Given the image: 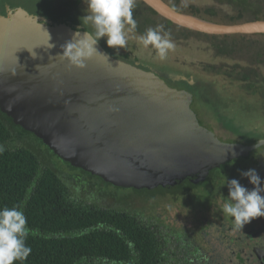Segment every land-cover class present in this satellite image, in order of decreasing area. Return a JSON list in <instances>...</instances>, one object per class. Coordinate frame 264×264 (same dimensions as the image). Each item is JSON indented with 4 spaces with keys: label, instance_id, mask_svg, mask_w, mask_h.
Segmentation results:
<instances>
[{
    "label": "water",
    "instance_id": "obj_1",
    "mask_svg": "<svg viewBox=\"0 0 264 264\" xmlns=\"http://www.w3.org/2000/svg\"><path fill=\"white\" fill-rule=\"evenodd\" d=\"M141 1L204 35L264 33V19L193 24L157 0ZM75 32L41 19L0 17V114L70 167L113 187L152 191L204 182L264 147V139L247 143L216 129L191 91L113 57L99 42L102 55L84 69L69 66L59 54ZM251 260L264 264V249Z\"/></svg>",
    "mask_w": 264,
    "mask_h": 264
},
{
    "label": "rangeland",
    "instance_id": "obj_2",
    "mask_svg": "<svg viewBox=\"0 0 264 264\" xmlns=\"http://www.w3.org/2000/svg\"><path fill=\"white\" fill-rule=\"evenodd\" d=\"M51 1L0 0V17L12 14L17 18L54 22L77 32L94 31L85 19L87 8L84 0L77 6V19L67 16L58 18L50 11ZM158 1L171 9L169 4L173 0ZM210 3V0H180L178 8L182 5L204 6ZM135 4L140 3L135 1ZM134 11H138L136 6L133 17ZM142 11L145 17L143 20L146 21L145 28L162 26L164 30L160 16L151 15L145 8ZM172 11L183 18L198 21L186 14ZM136 19L141 25L140 20ZM199 23L206 22L199 20ZM215 23L232 25L218 20ZM138 36L136 32L129 33L126 47L119 49L109 48L106 38L102 37L98 42L113 57L155 72L169 83L191 91L200 113L216 129L231 138L247 143L264 139V115L260 98L243 93L238 83L230 82L221 74L204 72L203 64L219 62L212 57V52L205 43L195 38L184 40L181 36L171 40L175 47L161 60L154 48H145L139 43ZM8 129L10 137L0 143V148L22 147L32 151L39 160L40 171L44 168L54 171L66 185L72 200L131 214L139 223L149 227L155 234L158 245V264H242L244 261L245 249L238 246V229L234 226L233 219L223 212L228 197L226 178L229 180L230 176L227 175L234 173V165L199 185L184 184L173 189L157 188L152 191L123 189L66 165L30 135L10 126ZM258 163L261 167L259 176L264 181V147L258 152ZM239 176L235 179L243 183L242 186L249 190L254 187ZM246 183L249 186L244 185ZM245 230L260 232L264 237V217H257L245 224L242 231Z\"/></svg>",
    "mask_w": 264,
    "mask_h": 264
},
{
    "label": "trees",
    "instance_id": "obj_3",
    "mask_svg": "<svg viewBox=\"0 0 264 264\" xmlns=\"http://www.w3.org/2000/svg\"><path fill=\"white\" fill-rule=\"evenodd\" d=\"M135 1L140 4H135L138 11H134L133 18L136 23L138 18L141 25L137 23L134 32L142 35L149 29L144 27L146 21L143 20L145 17L142 9L145 8L153 16L158 15L141 0ZM210 1V4L204 6L182 5L178 8L180 0H173L169 7L175 12L210 24H216V20L233 24L264 19V0ZM51 2L50 11L58 18H78L77 6L81 0ZM161 19L164 23L161 33H168L171 40L182 36L184 40L195 38L205 43L212 52V57L219 62L205 63L202 70L210 74H221L230 82L238 83L243 93L257 95L264 115V33L208 36L179 28ZM41 21L48 25H57L43 19ZM9 126L23 132L6 123V118L0 114V143L10 137ZM261 149L256 151L253 158H241L211 171L205 181H210L230 165H234L235 169L234 173L227 175L230 176L229 180L249 169H255L259 174L261 167L258 163V152ZM245 180L248 181L247 178ZM184 184L194 186L201 182L185 180L177 186ZM248 184L250 185L249 181ZM248 184L244 185L249 186ZM4 206H18L27 218V227L33 230L26 240L32 249L31 254L26 260L17 261L16 264L159 262L157 241L149 227L139 223L131 214L72 200L66 185L54 171L48 168L40 171L39 160L29 149L20 147L0 151V207Z\"/></svg>",
    "mask_w": 264,
    "mask_h": 264
},
{
    "label": "clouds",
    "instance_id": "obj_4",
    "mask_svg": "<svg viewBox=\"0 0 264 264\" xmlns=\"http://www.w3.org/2000/svg\"><path fill=\"white\" fill-rule=\"evenodd\" d=\"M84 3L87 8L85 19L94 31L83 35L75 32L74 39L61 45L62 52L59 54L69 66L79 69H84L85 62L94 56L102 55L95 47L102 37L106 38L109 48H125L129 33L137 27L133 18L135 0H84ZM161 29L162 26L149 28L137 39L143 47L154 48L157 56L163 60L175 45L168 33L161 34ZM49 46L51 48L53 45ZM241 176L254 187L249 190L237 179L226 178L228 197L223 207V212L233 219L234 226L240 231L252 219L264 217V181L255 169L243 171ZM32 231L27 227V218L18 206L0 207V264H16L27 259L32 249L26 240Z\"/></svg>",
    "mask_w": 264,
    "mask_h": 264
},
{
    "label": "flooded vegetation",
    "instance_id": "obj_5",
    "mask_svg": "<svg viewBox=\"0 0 264 264\" xmlns=\"http://www.w3.org/2000/svg\"><path fill=\"white\" fill-rule=\"evenodd\" d=\"M236 233L240 237L238 246L245 249V258L242 264H253L251 260L253 252L257 249H264V237L260 232H256L253 230L242 231L241 229V231L237 230Z\"/></svg>",
    "mask_w": 264,
    "mask_h": 264
},
{
    "label": "bare ground",
    "instance_id": "obj_6",
    "mask_svg": "<svg viewBox=\"0 0 264 264\" xmlns=\"http://www.w3.org/2000/svg\"><path fill=\"white\" fill-rule=\"evenodd\" d=\"M157 2L161 5V7L165 8V9H168L166 6H164L160 1L157 0ZM182 17V16H181ZM185 18V17H184ZM187 21L193 23V24H199V21H196V20H190V19H187L185 18Z\"/></svg>",
    "mask_w": 264,
    "mask_h": 264
}]
</instances>
